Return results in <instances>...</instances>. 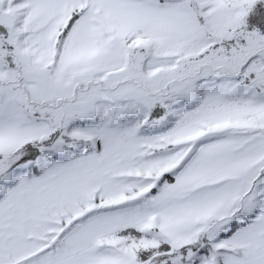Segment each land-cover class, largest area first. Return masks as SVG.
Listing matches in <instances>:
<instances>
[{
    "label": "snow or ice",
    "instance_id": "snow-or-ice-1",
    "mask_svg": "<svg viewBox=\"0 0 264 264\" xmlns=\"http://www.w3.org/2000/svg\"><path fill=\"white\" fill-rule=\"evenodd\" d=\"M0 264H264V0H0Z\"/></svg>",
    "mask_w": 264,
    "mask_h": 264
}]
</instances>
